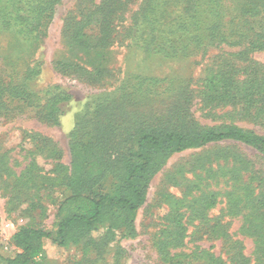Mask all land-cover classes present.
Returning a JSON list of instances; mask_svg holds the SVG:
<instances>
[{"label": "rangeland", "instance_id": "rangeland-1", "mask_svg": "<svg viewBox=\"0 0 264 264\" xmlns=\"http://www.w3.org/2000/svg\"><path fill=\"white\" fill-rule=\"evenodd\" d=\"M103 1L60 0L47 35L32 47L0 31L1 76L15 86L28 65L42 69L28 80L31 107L17 99L0 107V264L22 251L14 236L23 227L57 234L76 194L75 149L86 169L99 156L109 170L82 191L112 194L138 133L150 124L196 131L233 126L264 136V113L253 117L239 104L203 94L218 66L237 69L238 81L251 73L264 83V49L220 44L204 50L192 41L184 56L167 55L161 51L167 39L177 42L178 0L150 18L147 0H122L114 29L101 41L96 8ZM119 149L125 156L111 173L107 164ZM112 213L78 243L74 231L66 246L42 239L32 264H254L264 243L252 234L264 227V155L235 140L172 153L149 181L129 230L123 231L126 215Z\"/></svg>", "mask_w": 264, "mask_h": 264}, {"label": "trees", "instance_id": "trees-1", "mask_svg": "<svg viewBox=\"0 0 264 264\" xmlns=\"http://www.w3.org/2000/svg\"><path fill=\"white\" fill-rule=\"evenodd\" d=\"M59 1L0 0V31L14 32L16 39L19 38L21 43L32 47L37 39L47 35ZM178 1L176 5L181 16L176 23L178 31L174 35L177 42L175 43L173 37L167 39L168 46L161 49L167 55L184 56L183 51L192 45V41H196L197 47H202L204 50L211 45L220 46V44L246 45L249 51L264 49V0ZM123 3L125 4V1L104 0L96 8L99 40H106L108 33L114 29V18L124 9ZM145 3V12H148L147 16L150 18V13L155 12L157 7L175 4V0H147ZM84 37L85 34L81 39ZM182 38L185 39L180 42ZM83 42L77 47L80 49L86 47V42ZM101 44L96 43L94 48ZM8 62V60L5 61L7 68L14 67ZM29 66L28 72L25 70L20 83L15 86L13 78L7 79L0 75V107L8 106L16 99L18 104L32 106L31 99L34 95L27 92L28 80L33 78L34 74H40L42 69H39L38 62L34 67ZM252 67L253 65H250L245 68L252 69ZM230 68L231 73L225 70L226 66L220 68L218 66L215 80H210L204 85L206 90L203 94L208 98L212 95L216 96L224 104H239L240 110L251 112L253 117L264 113V83L251 78V73L244 80L238 81L237 69ZM53 114L50 112L49 116L53 118ZM169 119L171 120L172 117ZM154 125L150 124L138 133L137 147L129 152L130 161H127L124 167V180L112 194H93L87 190L82 191L84 184L91 183L95 179H104L109 170L102 169L99 156L92 158L90 167L86 169L80 164L83 157L81 150H73L72 164L75 172L71 181V193L76 194L65 205L64 209L67 212L58 224L57 234L54 235L41 228L23 227L14 236V243L22 251L14 258L6 259L7 264H32L33 258L43 251L40 243L42 239H51L59 246H66L69 244V233L74 231V242L78 243L86 234L92 232L108 213L115 214L117 210L126 215L127 227L123 231L129 230L138 209L145 203L149 181L160 168L163 160L172 153L202 148L220 141L235 140L253 147L264 155L263 135L233 126L196 131L181 129L179 125L177 128ZM122 150L124 149H119L115 155L114 164H107L102 158L103 164L110 166L111 173L115 163L125 156ZM254 211L252 209L251 212ZM261 216L263 217V214ZM252 232L264 238L263 226L253 229ZM258 252L261 254V259L254 264H264V243L259 245Z\"/></svg>", "mask_w": 264, "mask_h": 264}]
</instances>
